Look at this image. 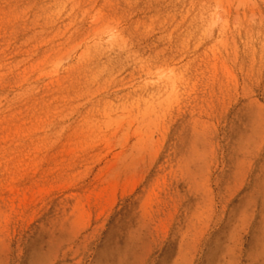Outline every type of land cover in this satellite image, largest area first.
I'll return each instance as SVG.
<instances>
[{"label":"rangeland","instance_id":"374dc122","mask_svg":"<svg viewBox=\"0 0 264 264\" xmlns=\"http://www.w3.org/2000/svg\"><path fill=\"white\" fill-rule=\"evenodd\" d=\"M83 1L92 12L128 2L136 18L154 3L207 7L206 40L221 53L215 84L200 82L192 93L202 107L198 144L178 112L162 133L143 113L89 109L104 93L61 107L58 135L34 167L46 182L12 200L10 210L0 204V264H264V63L244 58L238 34L264 35V0ZM226 19L223 50L217 38ZM70 49L62 43L63 63ZM166 154L167 175L174 169L177 180L167 181L162 213H137L132 206ZM80 201L91 211L71 224L61 203Z\"/></svg>","mask_w":264,"mask_h":264},{"label":"bare ground","instance_id":"6f19581e","mask_svg":"<svg viewBox=\"0 0 264 264\" xmlns=\"http://www.w3.org/2000/svg\"><path fill=\"white\" fill-rule=\"evenodd\" d=\"M82 1L0 0V204L5 210L32 186L46 182L34 167L58 135L61 107L90 101L97 92L105 96L89 109L109 106L143 113L155 119L162 133L178 112L182 130L197 140L202 107L192 93L200 82L215 84L221 53L214 40H206L211 22L207 7L154 3L136 18L128 2L92 12L93 6ZM221 6L227 17L229 8ZM218 32L222 49H228L227 19ZM238 34L244 58L264 63V35L259 30ZM56 40L61 42L54 44ZM63 42L72 48L66 63L59 58ZM181 56L186 59L182 64ZM176 176L174 169L167 175L166 154L132 209L160 215L167 181L175 182ZM87 202L61 203L71 224L89 215Z\"/></svg>","mask_w":264,"mask_h":264}]
</instances>
